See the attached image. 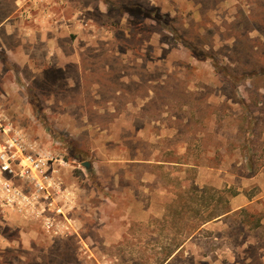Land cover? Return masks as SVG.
I'll list each match as a JSON object with an SVG mask.
<instances>
[{"label":"rangeland","instance_id":"obj_1","mask_svg":"<svg viewBox=\"0 0 264 264\" xmlns=\"http://www.w3.org/2000/svg\"><path fill=\"white\" fill-rule=\"evenodd\" d=\"M49 1L61 56L27 37L38 72L0 28V118L56 170L35 207L0 206V264H264V0ZM193 184L250 203L178 246L198 219L167 208Z\"/></svg>","mask_w":264,"mask_h":264},{"label":"built area","instance_id":"obj_2","mask_svg":"<svg viewBox=\"0 0 264 264\" xmlns=\"http://www.w3.org/2000/svg\"><path fill=\"white\" fill-rule=\"evenodd\" d=\"M0 133V206L29 210L54 179V158L28 144L22 128L7 118H0Z\"/></svg>","mask_w":264,"mask_h":264},{"label":"crops","instance_id":"obj_3","mask_svg":"<svg viewBox=\"0 0 264 264\" xmlns=\"http://www.w3.org/2000/svg\"><path fill=\"white\" fill-rule=\"evenodd\" d=\"M0 1L6 2L7 0ZM10 2L12 4L8 7L13 8V11H9L10 13H6V15H4L3 18L0 19V28L3 27L4 32L10 35L13 33V26L16 24L19 28L18 35L22 36L23 34V39H21V41L17 43L16 47L8 46L4 40L2 45L10 56L12 63L18 65L19 67H22V69L28 67L29 70L32 69L33 72H38L41 68L40 65L37 66V61L35 58L39 56V54L33 52L34 48L32 47L26 50L24 42L25 39L29 37L30 39L28 38V40L31 42L30 44L32 46L42 44L45 48L43 56L48 60V62L54 57L57 58L61 56L58 49L60 34L56 32V30L59 29L60 23L59 18L56 16V13L53 10L54 8H56V3L50 2L49 0H32L31 2H23V0H12ZM32 11L35 13H32ZM33 20L35 21V27L37 28L34 27L32 29H27L25 27L26 21L32 22ZM60 20L61 22H63L62 20H64V18H61ZM73 22L74 18L70 19L69 23L72 24ZM76 25L77 24L75 22V26ZM77 55L78 54L76 52H73L71 55L66 56L76 57ZM11 71L12 70H9L8 72L11 73ZM19 71L16 73L18 82L23 80L20 76L23 71ZM238 194L233 195L232 198H230L231 213H233L234 210L250 203V201H248L244 204H241L244 196L242 195V193L241 195Z\"/></svg>","mask_w":264,"mask_h":264},{"label":"trees","instance_id":"obj_4","mask_svg":"<svg viewBox=\"0 0 264 264\" xmlns=\"http://www.w3.org/2000/svg\"><path fill=\"white\" fill-rule=\"evenodd\" d=\"M135 6L136 7L133 10L129 11H134L145 16H150L148 12L144 11V8L141 4H137ZM159 16L160 14L156 12L157 19L160 18ZM192 48L195 50V47L192 46ZM199 57L203 59L206 57V55H200ZM257 68L259 70H252L254 71L252 73L257 72L264 75V65L259 64ZM258 102L259 100H257L256 103ZM249 134L247 133V135ZM251 161L247 162V164H244L243 167L249 168L251 175L254 176L258 172V165L257 163ZM197 165H199V163L194 164V166ZM188 192L191 193V199H188L179 194V197L169 203L167 208V214L175 217V219H178L179 221L188 220L190 219V216L198 219V222H196V220L185 222L184 226L182 228H179L178 232L185 231L188 236H186L181 242H179L178 246H180L181 244L183 245L187 238L192 236L191 231L197 229V227H201L202 225L213 219H221L222 217L226 218L232 215L230 207V197L229 195L225 194L226 190L215 188L208 189L207 187H200L197 184H193ZM238 193L239 191L236 190L234 192H231V195H236ZM257 225H259V222L257 223Z\"/></svg>","mask_w":264,"mask_h":264},{"label":"water","instance_id":"obj_5","mask_svg":"<svg viewBox=\"0 0 264 264\" xmlns=\"http://www.w3.org/2000/svg\"><path fill=\"white\" fill-rule=\"evenodd\" d=\"M83 165L86 167V168H90L91 167V163L89 161H84L83 162Z\"/></svg>","mask_w":264,"mask_h":264}]
</instances>
